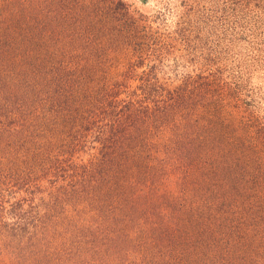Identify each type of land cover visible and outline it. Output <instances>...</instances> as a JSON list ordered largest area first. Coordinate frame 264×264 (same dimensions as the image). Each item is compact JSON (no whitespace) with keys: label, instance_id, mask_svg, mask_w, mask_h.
I'll return each instance as SVG.
<instances>
[{"label":"rangeland","instance_id":"obj_1","mask_svg":"<svg viewBox=\"0 0 264 264\" xmlns=\"http://www.w3.org/2000/svg\"><path fill=\"white\" fill-rule=\"evenodd\" d=\"M0 264H264V0H0Z\"/></svg>","mask_w":264,"mask_h":264},{"label":"trees","instance_id":"obj_2","mask_svg":"<svg viewBox=\"0 0 264 264\" xmlns=\"http://www.w3.org/2000/svg\"><path fill=\"white\" fill-rule=\"evenodd\" d=\"M174 101H175V100H174ZM174 101H173V102H174ZM175 103H176V101H175ZM175 103H174V104H175ZM177 104L180 106V105H182L183 103H181L180 101H177ZM38 188H40V185H38Z\"/></svg>","mask_w":264,"mask_h":264}]
</instances>
